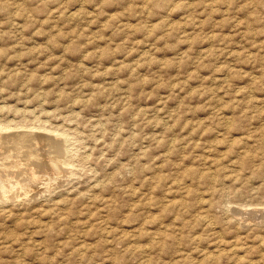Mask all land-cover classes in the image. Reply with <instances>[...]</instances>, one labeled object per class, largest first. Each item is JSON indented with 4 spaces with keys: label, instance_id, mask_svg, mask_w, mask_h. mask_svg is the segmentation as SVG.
<instances>
[{
    "label": "rangeland",
    "instance_id": "374dc122",
    "mask_svg": "<svg viewBox=\"0 0 264 264\" xmlns=\"http://www.w3.org/2000/svg\"><path fill=\"white\" fill-rule=\"evenodd\" d=\"M0 106V264H264V0H0Z\"/></svg>",
    "mask_w": 264,
    "mask_h": 264
},
{
    "label": "bare ground",
    "instance_id": "6f19581e",
    "mask_svg": "<svg viewBox=\"0 0 264 264\" xmlns=\"http://www.w3.org/2000/svg\"><path fill=\"white\" fill-rule=\"evenodd\" d=\"M41 99H42V98H41ZM29 101H30V100H29ZM2 107H4V106H2ZM2 107L0 106L1 109H2ZM18 109H20V108H18ZM44 111H45V110H44ZM22 115H23V114H22ZM47 119H48V118H47ZM7 123H8V122H7ZM1 124H2V123H1ZM9 125H10V123H9ZM10 126H11V125H10ZM10 126H9V127H10ZM5 127H6V126H5ZM5 127H4V125H1V126H0V130H1V129L4 130ZM7 127H8V126H7ZM46 127H47V126H46ZM7 129H9V128H7ZM7 129L5 128V130H7ZM33 129H34V128H33ZM42 129H43V128H42ZM15 130H16V129H15ZM15 130H14V131H15ZM49 130H50V129H49ZM64 130H65V129H64ZM52 131H53V130H52ZM52 131H51V132H52ZM61 131H62V130H61ZM61 131H60V132H61ZM0 132H1V131H0ZM8 132H9V131H8ZM8 132H6V133L8 134ZM32 132H33V130H32ZM39 132L42 133V131H39ZM48 132H50V131H48ZM48 132H47V133H48ZM60 132H59V134H60ZM63 132H64V131H63ZM47 133H46V134H47ZM53 133L55 134L56 132H53ZM57 133H58V132H57ZM65 133H67V132H65ZM32 134H33V133H32ZM49 134H50V133H49ZM54 134H53V136H54ZM61 134H62V133H61ZM67 134H68V133H67ZM38 135H39V134H38ZM57 135H58V134H57ZM57 135H55V137H57ZM42 136H43V135H42ZM42 136L39 137V138H41V141H42V140H47L48 142H46V143H49V145L53 146V148H55L54 150H57V153L59 154V156H60V154L66 152V145L64 144V142H65L68 138H66V140H65V138H63V137H65V136H63L62 139H61L59 136H58L59 138L49 137V135H48V136H43V137H42ZM60 136H61V135H60ZM66 137H67V136H66ZM4 138H5V137H4ZM9 138H11L12 141H10V142H12V144H13V142H18V143H19V142H25V141H27V140L29 141V140H31V139H37V142H38V139H39L38 136L35 137V135L32 136V135L29 134V133H28V134H27V133H26V134H24V133L20 134V132L17 133V134H15V135H13L12 137H9ZM0 139H1V135H0ZM8 140H9V139H8ZM3 141H4V140H3ZM5 141H6V140H5ZM41 141H40V143H41ZM32 142H33V141H32ZM42 142H44V141H42ZM0 143H1V140H0ZM7 143H8V141H7ZM27 144H28V143H27ZM34 144H36V143L34 142ZM66 144H67V143H66ZM8 145H9V144H8ZM28 145H29V144H28ZM64 145H65V146H64ZM6 146H7V145H6ZM6 146H5V147H6ZM13 146H14V145H13ZM47 146H48V145H47ZM14 147H15V146H14ZM42 147H43V146H42ZM7 148H9V147H7ZM39 148H40V147H39ZM53 148H52V149H53ZM67 148H68V147H67ZM15 149H16V148H15ZM0 150H1V149H0ZM2 150H3V148H2ZM11 150H12V149H11ZM11 150H10V151H11ZM27 150H28V149H27ZM33 150H34V149H33ZM7 151H8V150H7ZM16 151H17V150H16ZM42 151H43V150H42ZM52 151H53V150H52ZM23 152H24V151H23ZM30 152H32V151H30ZM43 152H44V151H43ZM0 153H1V152H0ZM8 153H9V152H8ZM34 153H35V152H34ZM50 153H51V152H50ZM66 153H67V152H66ZM1 154H2V153H1ZM5 154H6V153H5ZM23 154H24V153H23ZM28 154H29V152H28ZM29 155H30V154H29ZM29 155H28V156H29ZM48 155H52V154H48ZM64 155H65V154H64ZM64 155H63V156H64ZM1 156L3 157V154H2ZM1 156H0V157H1ZM35 156H36V155H35ZM35 156H34V157H35ZM37 156H38V155H37ZM14 157H15V156H14ZM51 157H52V156H51ZM51 157H50V158H51ZM64 157H65V156H64ZM68 157H69V156H68ZM29 158H30V156H29ZM29 158H28V159H29ZM31 158L33 159V157H31ZM37 158H38V157H37ZM56 158H58V156H56ZM56 158H55V159H54V158L49 159L50 163L54 165V166H52L53 168L58 167V166L56 165V162H57V161H56ZM59 158H60V157H59ZM0 159H1V158H0ZM14 159H15V158H14ZM18 159H19V158H18ZM18 159H17V160H18ZM32 159H29V160L32 161ZM38 159H39V158H38ZM43 159H44V158H43ZM43 159H42V160H43ZM60 159H62V158H60ZM10 160H11V159H10ZM34 160H35V159H34ZM54 160H55V161H54ZM64 160H65V159H64ZM4 161H5V160H4ZM15 161H16V160H15ZM19 161H20V160H19ZM24 161H25V159H24ZM47 161H48V159H47ZM60 161H61V160H60ZM60 161H58V162H60ZM41 162H42V161H41ZM41 162H39V163H41ZM45 162H46V161H45ZM15 163H18V162H15ZM35 163H36V161H35ZM39 163H37V164H39ZM1 164H2V163H1ZM20 164H21V163H20ZM28 164H29V163H28ZM48 164H49V162H48ZM51 164H50V165H51ZM60 164H61V163H60ZM62 164H63V163H62ZM66 164H67V163H66ZM68 164H69V163H68ZM12 165H13V164H12ZM21 165H22V164H21ZM21 165H20V167H21ZM34 165H35V164H34ZM70 165H71V164H70ZM13 166H14V165H13ZM16 166H17V165H16ZM26 166H27V165H26ZM1 167H2V166H1ZM3 167H4V166H3ZM20 167H19V168H20ZM22 167H23V166H22ZM28 167H29V166H28ZM44 167H45V166H44ZM52 167H50V168H52ZM5 168H6V167H5ZM17 168H18V166H17ZM19 168H18V169H19ZM32 168H33V167H32ZM39 168H40V167H39ZM45 168H46V167H45ZM2 169H3V168H2ZM12 169H13V168H12ZM23 169H24V168H23ZM60 169H61V167H60ZM62 169H63V166H62ZM19 170H20V169H19ZM26 170H27V169H26ZM28 170H29V169H28ZM30 170H31V169H30ZM30 170H29V171H30ZM44 170L46 171V169H44ZM47 170H48V169H47ZM53 170H54V169H53ZM21 171H22V170H21ZM48 171H49V170H48ZM48 171H47V172H48ZM54 171H55V170H54ZM54 171H52V173H53ZM58 171H59V168H58ZM47 172H46V173H47ZM50 172H51V170H50ZM60 172H61V170H60ZM0 173H2V172H0ZM6 173H7V172H6ZM12 173H13V172H12ZM18 173H19V172H18ZM22 173H23V171H22ZM24 173H25V172H24ZM30 173L32 174V175H31L32 177L30 176L31 179H32V180H37V179H36L37 177H36V175L33 173V171H31ZM30 173H29V174H30ZM48 173H49V172H48ZM10 174H11V173H10ZM60 174H61V173H60ZM69 174H70V173H69ZM47 175H49V174H47ZM52 175H53V174H52ZM54 175H56V174L54 173ZM1 176H2V175H1ZM41 176H42V175H41ZM50 176H51V175H50ZM21 177H22V176H21ZM47 177H48V176H47ZM52 177H54V176H52ZM13 178H14V177H13ZM26 178H27V177H26ZM26 178H25V179H26ZM48 178H49V177H48ZM54 178H55V177H54ZM54 178H53V179H54ZM11 179H12V178H11ZM29 179H30V178H29ZM42 179H43V178H42ZM8 180H9V179H8ZM13 180H14V179H13ZM27 180H28V179H27ZM1 181H2V180H1ZM25 181H26V180H25ZM27 182H28V181H27ZM35 182H36V181H35ZM42 182H43V181H42ZM29 183H30V181H29ZM32 183H33V181H32ZM0 184H2V183H0ZM3 184H5V183H3ZM15 184H16V183H15ZM26 185H27V184H26ZM3 186H4V185H3ZM9 186H10V184H9ZM22 186L25 187L24 184H23ZM28 186L30 187V185H28ZM33 186H34V185H33ZM0 187H1V186H0ZM15 187H16V186H15ZM19 187L22 188L21 185H20ZM52 187H53V185H52ZM36 188H37V187H36ZM54 188H55V187H54ZM23 189H24V188H23ZM26 189H27V188H26ZM26 189H24V190H26ZM11 190H13V189L11 188ZM24 190H23V192H24ZM3 191L6 192V190H3ZM7 191H8V189H7ZM14 191H15V189H14ZM27 191H29V190H27ZM17 192L20 193V191H17ZM23 192H22V193H23ZM8 193H9V191H8ZM24 193H25V192H24ZM1 194H2V193H1ZM10 194H11V193H10ZM48 194H49V193H48ZM11 195H12V194H11ZM15 195H16V193H15ZM1 196H2V195H1ZM1 196H0V197H1ZM22 196H23V195H22ZM26 196H27V195H26ZM2 197H3V196H2ZM5 197H6V196H5ZM7 197H8V194H7ZM10 197H11V196H10ZM10 197H9V198H10ZM16 197H18V196H16ZM13 198H14V197H13ZM20 198H21V197H20ZM15 199H16V198H15ZM17 199H18V198H17ZM17 199H16V200H17ZM9 200H10V199H9ZM18 200H19V199H18ZM2 201H3V200H2ZM13 201H14V200H13ZM6 202H7V201H6ZM3 204H4V203H3ZM254 211H255V210H254ZM263 214H264V213H263ZM250 215H252V213H251ZM260 219H261V218H260ZM261 222H262V221H261Z\"/></svg>",
    "mask_w": 264,
    "mask_h": 264
}]
</instances>
